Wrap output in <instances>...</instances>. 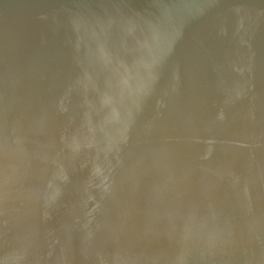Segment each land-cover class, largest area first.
<instances>
[{"label":"water","instance_id":"1","mask_svg":"<svg viewBox=\"0 0 264 264\" xmlns=\"http://www.w3.org/2000/svg\"><path fill=\"white\" fill-rule=\"evenodd\" d=\"M0 264H264V0H0Z\"/></svg>","mask_w":264,"mask_h":264}]
</instances>
